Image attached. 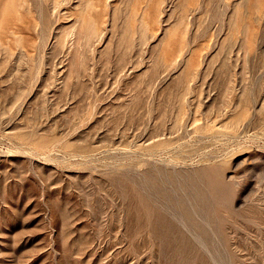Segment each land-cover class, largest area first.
Returning a JSON list of instances; mask_svg holds the SVG:
<instances>
[{"label": "rangeland", "instance_id": "1", "mask_svg": "<svg viewBox=\"0 0 264 264\" xmlns=\"http://www.w3.org/2000/svg\"><path fill=\"white\" fill-rule=\"evenodd\" d=\"M0 264H264V0H0Z\"/></svg>", "mask_w": 264, "mask_h": 264}]
</instances>
